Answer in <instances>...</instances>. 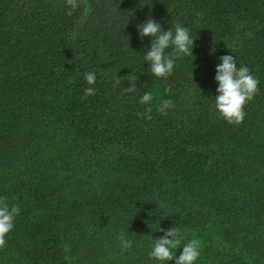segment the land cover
<instances>
[{
  "label": "trees",
  "instance_id": "trees-1",
  "mask_svg": "<svg viewBox=\"0 0 264 264\" xmlns=\"http://www.w3.org/2000/svg\"><path fill=\"white\" fill-rule=\"evenodd\" d=\"M68 11L66 0H0V197L21 210L0 264H161L149 255L159 227L202 241L195 264H264V0H83ZM149 18L195 40L166 79L144 60ZM223 55L259 81L240 125L215 107ZM132 77L137 91L123 93ZM162 100L174 102L167 115Z\"/></svg>",
  "mask_w": 264,
  "mask_h": 264
},
{
  "label": "clouds",
  "instance_id": "clouds-1",
  "mask_svg": "<svg viewBox=\"0 0 264 264\" xmlns=\"http://www.w3.org/2000/svg\"><path fill=\"white\" fill-rule=\"evenodd\" d=\"M83 0H66L69 7L67 15H72V10L82 6ZM141 39L151 37V46L144 55V60L150 66L151 74L156 78L166 79L174 71L175 58L182 56H192L195 47V40L192 39L189 30L179 24L175 26V32L171 28L165 30L155 19L149 18L143 24L138 25ZM172 48L170 53L167 52ZM220 63L216 66L215 80L218 83L216 89L218 95L215 96V107L220 116L229 124L240 125L246 116V105L254 100L259 92V81L251 73L247 66L237 67L236 58L232 55L219 57ZM86 82L90 87L85 89V94L92 96L96 94V74L94 72L85 73ZM131 86L122 89L123 93L131 94L137 91V81L132 77L129 81ZM121 84L120 78L116 77L114 87ZM153 96L151 92H145L140 99L141 104L147 105L145 112L140 113L142 118L152 119L151 102ZM175 107L171 100H162L157 111L162 115H167L168 110ZM20 208L16 204L10 203L7 197H0V248L5 247L6 237L14 230L16 217L20 214ZM158 231L163 235L155 239V243L150 257L169 264H195L200 256L202 241L191 239L182 244L180 230L175 228L164 229L159 227ZM122 250L132 247L133 241L126 233L121 232L118 236ZM183 246L179 256L173 250Z\"/></svg>",
  "mask_w": 264,
  "mask_h": 264
}]
</instances>
